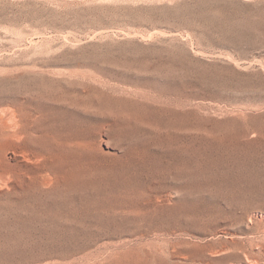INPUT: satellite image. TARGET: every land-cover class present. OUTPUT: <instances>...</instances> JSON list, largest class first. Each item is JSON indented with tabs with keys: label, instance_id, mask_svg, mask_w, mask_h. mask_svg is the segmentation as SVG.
Here are the masks:
<instances>
[{
	"label": "rangeland",
	"instance_id": "374dc122",
	"mask_svg": "<svg viewBox=\"0 0 264 264\" xmlns=\"http://www.w3.org/2000/svg\"><path fill=\"white\" fill-rule=\"evenodd\" d=\"M0 264H264V0H0Z\"/></svg>",
	"mask_w": 264,
	"mask_h": 264
},
{
	"label": "bare ground",
	"instance_id": "6f19581e",
	"mask_svg": "<svg viewBox=\"0 0 264 264\" xmlns=\"http://www.w3.org/2000/svg\"><path fill=\"white\" fill-rule=\"evenodd\" d=\"M16 126V125H15ZM221 253V252H220Z\"/></svg>",
	"mask_w": 264,
	"mask_h": 264
}]
</instances>
